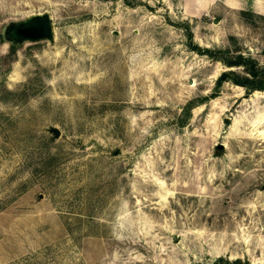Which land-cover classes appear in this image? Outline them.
Instances as JSON below:
<instances>
[{
	"label": "rangeland",
	"instance_id": "obj_1",
	"mask_svg": "<svg viewBox=\"0 0 264 264\" xmlns=\"http://www.w3.org/2000/svg\"><path fill=\"white\" fill-rule=\"evenodd\" d=\"M42 12L52 41L6 37ZM238 55L264 67V0H0V264H264Z\"/></svg>",
	"mask_w": 264,
	"mask_h": 264
},
{
	"label": "water",
	"instance_id": "obj_2",
	"mask_svg": "<svg viewBox=\"0 0 264 264\" xmlns=\"http://www.w3.org/2000/svg\"><path fill=\"white\" fill-rule=\"evenodd\" d=\"M6 37L12 41H39L53 40V30L50 15L46 12L32 14L24 19L8 24L5 30ZM57 136L58 131L54 129ZM223 144L218 148L222 149Z\"/></svg>",
	"mask_w": 264,
	"mask_h": 264
},
{
	"label": "trees",
	"instance_id": "obj_3",
	"mask_svg": "<svg viewBox=\"0 0 264 264\" xmlns=\"http://www.w3.org/2000/svg\"><path fill=\"white\" fill-rule=\"evenodd\" d=\"M229 63L230 66H243L246 73L242 75L234 72H223L218 78V84L232 80L235 84L244 87L247 92L254 90L264 91V67L259 65L257 61L250 57L238 55L235 60ZM226 264L231 263L226 262Z\"/></svg>",
	"mask_w": 264,
	"mask_h": 264
}]
</instances>
